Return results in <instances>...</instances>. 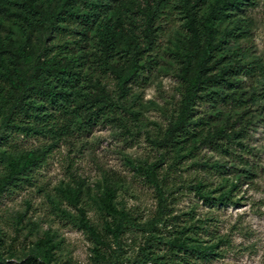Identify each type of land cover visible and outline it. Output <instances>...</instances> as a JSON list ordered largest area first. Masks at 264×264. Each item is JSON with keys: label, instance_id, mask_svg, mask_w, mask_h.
Here are the masks:
<instances>
[{"label": "rangeland", "instance_id": "1", "mask_svg": "<svg viewBox=\"0 0 264 264\" xmlns=\"http://www.w3.org/2000/svg\"><path fill=\"white\" fill-rule=\"evenodd\" d=\"M136 1L125 3L132 9L134 19H138L137 10L143 6H137ZM206 1L189 0L187 5L196 2L200 18L207 8ZM168 3L165 13L154 22L155 45L143 55L149 66L140 71L141 80L128 83L115 115L120 119L103 121L89 133L60 140L53 146L46 137L19 133L8 139L9 148L0 146V150L9 152L49 150L45 162L31 173L30 182L11 187L0 196V264H106L94 260V242L77 227L79 214L58 190L67 183L72 187L82 185L79 206L90 223L106 234V241L114 249L111 235L104 230V222L112 219L99 206L103 188L112 186L114 204L131 217L121 237L123 256L116 264H132L126 259L133 260L141 252L148 235L145 230L156 218L157 198L153 186L135 166L147 167L163 157L158 169L160 177L172 160L173 150L158 148L152 142L159 141L168 123L177 116L183 81L174 49L182 47L190 37L183 0ZM239 16L244 21L241 30L245 33L241 34L246 37H226L220 55L224 57L221 65L234 59L243 64L252 62L253 74L246 75L241 69L238 76L246 103L240 107H235L234 102L210 106L202 100L196 108L200 114L211 117L212 126L220 127L222 123H232L234 128L242 126V144L233 143L226 155L204 143L167 171L170 214L158 226L155 235L159 238L150 244L154 255L164 264H184L186 260L189 264H264V0H255ZM125 22L129 26L130 21ZM231 22L226 20L220 29L231 27ZM8 26L6 21L0 28L2 37ZM238 32L236 29L233 34ZM95 41L92 36L88 52L97 48ZM33 43L34 48L39 45L35 37ZM126 57L124 52L118 53V70L125 66ZM102 75L114 94L116 77L111 72ZM3 173L4 164L0 162V175ZM198 182L204 184L203 189L214 199L231 184L236 186L228 200L216 204L199 198L193 191ZM60 210H66L72 218ZM184 229L189 230L184 232L186 236L202 246H217L213 255L187 257L172 251L168 240L176 235L175 231ZM46 236L55 247L44 263L32 254L34 243Z\"/></svg>", "mask_w": 264, "mask_h": 264}, {"label": "trees", "instance_id": "2", "mask_svg": "<svg viewBox=\"0 0 264 264\" xmlns=\"http://www.w3.org/2000/svg\"><path fill=\"white\" fill-rule=\"evenodd\" d=\"M136 2L137 6L143 5L137 10L138 19L132 17L133 11L125 5L126 0H0V28L9 22L7 33L3 37L0 35L1 147L9 148L8 139L15 133L46 137L53 146L74 135L87 134L103 121L120 119L115 115L128 83L141 80L140 71L149 66V60H144L143 55L155 45L154 22L169 7L168 0ZM188 2L183 0L182 5L190 37L182 47L174 49L181 63L180 78L183 81L179 110L159 141L152 142L158 148H170L174 155L160 177L158 169L163 157L147 167L135 166L153 186L157 213L154 221L147 225L145 233L148 235L141 252L133 260L125 261L132 264H164L154 255L150 244L159 238L155 235L158 226L165 223L170 214L171 189L167 185V171L204 143L226 155H229L233 143L242 144V126L234 128L232 123L212 126L209 124L211 117L200 114L196 105L202 100L210 106L234 102L235 107H240L246 103L240 86L242 80L238 76L241 69L244 74L252 75L255 69L252 62L243 64L234 59L232 63L221 65L224 57L220 54L226 37H246L241 34L245 31L241 30L244 21L239 14L246 7L253 6L255 0H207V8L200 18L197 17V0L190 7ZM125 19L130 21V27ZM226 20L232 21L231 27L226 25L220 29ZM236 29L239 34H233ZM92 36L97 48L88 52ZM34 37L39 43L35 48ZM119 52H124L127 57L125 66L118 70L116 58ZM107 72L116 77L114 94L108 90L102 75ZM47 153L48 149L0 150V162L4 164V173L0 175V196L11 187L30 182L31 173L45 162ZM219 167L214 165V168ZM235 186V183L231 184L215 199L203 189L202 182L196 183L192 189L199 198L222 204ZM81 187V184L72 187L67 183L58 190L79 214L77 227L94 242V260L116 264L123 256L121 237L131 217L114 204L112 186H105L99 197V206L112 219L104 222V230L113 240L112 249L106 241V234L90 223L85 210L79 206ZM60 213L72 218L66 210H60ZM187 230L175 231L176 235L168 240L172 251L187 257L213 255L217 246H202L186 236L184 232ZM34 247L32 255L47 263L55 245L46 236L37 240ZM184 262L189 264L187 260Z\"/></svg>", "mask_w": 264, "mask_h": 264}]
</instances>
